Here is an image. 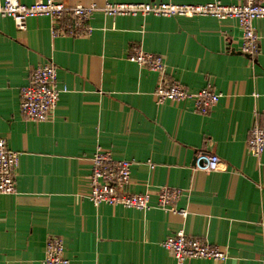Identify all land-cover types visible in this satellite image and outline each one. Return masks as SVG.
Wrapping results in <instances>:
<instances>
[{
  "label": "crops",
  "instance_id": "0c3cea01",
  "mask_svg": "<svg viewBox=\"0 0 264 264\" xmlns=\"http://www.w3.org/2000/svg\"><path fill=\"white\" fill-rule=\"evenodd\" d=\"M89 25V37H52L47 17L28 19L24 30L0 20V138L19 155L16 193L0 195V264H42L51 237L63 241L69 264H175L161 243L179 231L227 253L224 261L185 264H264V152L247 151L250 129L264 122V19L254 23L259 54L253 59L239 51L234 19L96 12ZM134 47L162 56L166 79L190 93L211 85L220 94L217 105L206 116L193 112L192 100L157 105L159 77L127 60ZM49 62L65 91L48 121H27L19 112L20 90L32 69ZM97 147L133 163L127 193H149L155 203L160 188L178 189L176 206L187 217L158 208L94 207L87 194ZM201 155H216L218 170L198 169Z\"/></svg>",
  "mask_w": 264,
  "mask_h": 264
},
{
  "label": "built area",
  "instance_id": "2783aa9c",
  "mask_svg": "<svg viewBox=\"0 0 264 264\" xmlns=\"http://www.w3.org/2000/svg\"><path fill=\"white\" fill-rule=\"evenodd\" d=\"M101 12L105 17H139L195 19L211 17L217 20L234 19L241 30L242 43L240 53L253 59L259 54V38L254 23L264 19L262 0H238L234 5H224L220 0H209L204 4H175L171 0L148 3H110L105 0L103 7L66 6L54 0H36L24 5L19 0H0V20L11 19L18 30H24L28 19L47 17L52 22V37L67 36L71 38L89 37L93 29L89 25L92 15ZM127 60L141 69L158 75V83L153 96L157 105L166 101L182 102L192 100L193 112L206 116L217 105L220 94L207 85L196 93H190L181 84L166 79V65L160 55L144 52L141 47H134L127 55ZM57 68L49 62L32 69L27 84L20 90L19 112L23 119L43 123L48 121L57 107L59 96L65 89L56 85ZM247 151L258 157L264 152V122L253 126L247 138ZM18 153L10 150L7 141L0 138V195H14L15 173L18 166ZM205 161L201 163V161ZM216 155H201L196 158L198 169L206 173L215 172L219 167ZM91 171L88 176L87 199L94 207L101 205L119 206L147 212L158 208L164 212L187 217L185 210L177 209L182 191L160 188L156 192L155 203L149 193H127L130 184V171L133 163L115 160L110 153L97 147L91 159ZM150 169L154 165L147 163ZM161 246L174 259L175 264H185L190 260L224 261L226 251L207 241L193 238L179 231L169 236ZM42 264H69L65 257L63 241L51 237L46 241Z\"/></svg>",
  "mask_w": 264,
  "mask_h": 264
},
{
  "label": "water",
  "instance_id": "95a60500",
  "mask_svg": "<svg viewBox=\"0 0 264 264\" xmlns=\"http://www.w3.org/2000/svg\"><path fill=\"white\" fill-rule=\"evenodd\" d=\"M204 162H205V161L203 160V161L200 162V164H201V163H204Z\"/></svg>",
  "mask_w": 264,
  "mask_h": 264
}]
</instances>
